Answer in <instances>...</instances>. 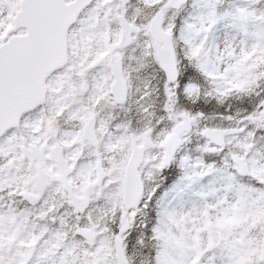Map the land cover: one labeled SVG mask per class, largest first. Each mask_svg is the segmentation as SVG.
Returning <instances> with one entry per match:
<instances>
[{
	"label": "snow or ice",
	"instance_id": "obj_1",
	"mask_svg": "<svg viewBox=\"0 0 264 264\" xmlns=\"http://www.w3.org/2000/svg\"><path fill=\"white\" fill-rule=\"evenodd\" d=\"M0 264H264V0H0Z\"/></svg>",
	"mask_w": 264,
	"mask_h": 264
},
{
	"label": "rangeland",
	"instance_id": "obj_2",
	"mask_svg": "<svg viewBox=\"0 0 264 264\" xmlns=\"http://www.w3.org/2000/svg\"><path fill=\"white\" fill-rule=\"evenodd\" d=\"M229 28L225 23L217 25L215 36L218 40L223 41L227 38ZM184 175L177 180L168 194L161 193L164 197V206L169 211L181 212L188 211L192 207L202 202L203 194L208 190L209 186L214 182H218L221 177L217 174L211 178H204L202 181L193 183L189 177L192 175L191 170H183ZM177 190V192H176ZM168 191V190H167Z\"/></svg>",
	"mask_w": 264,
	"mask_h": 264
}]
</instances>
